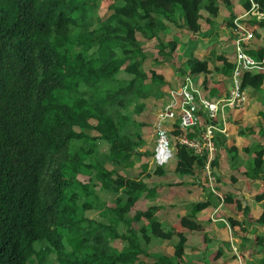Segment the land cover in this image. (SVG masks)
I'll return each mask as SVG.
<instances>
[{
	"label": "trees",
	"instance_id": "16d2710c",
	"mask_svg": "<svg viewBox=\"0 0 264 264\" xmlns=\"http://www.w3.org/2000/svg\"><path fill=\"white\" fill-rule=\"evenodd\" d=\"M253 1L264 12V0ZM97 7L96 0H0V264L49 263L46 257L52 253L57 259L64 255L66 264H104V259L111 264H238L236 254L246 264H264V190L253 196L261 206L253 215L244 201L225 191L230 181H218L212 188L205 178L201 183L205 198H196L185 207L178 224L189 231L213 226L209 217L220 204L215 218L223 217L221 211L234 205L231 213L240 215L242 223L228 219L230 238L226 225L215 223L216 228L205 232L206 243L192 249L190 257L164 213L144 216L143 201L161 210V188L184 182H154L169 169L153 164V148L145 147L141 130L145 123L137 120L150 105L149 96L157 100L167 96L186 77L211 101L226 96L220 81L227 89L231 84L234 41L231 34L218 40L217 18H225L231 28L233 19L250 7V0H112L109 13L101 17ZM240 21L258 25L244 50L261 60L264 19L248 15ZM199 38L204 39L202 47L196 46ZM216 42L218 46L210 48ZM65 48L68 56L62 55ZM205 48L210 49L203 56L195 52ZM179 51L185 62L184 68H177L176 84L158 80L145 70L149 59L161 64ZM57 66L71 69L60 73ZM240 80L243 89L263 83L251 88L264 108V71L241 70ZM165 103L156 102L155 107L160 110ZM258 114L264 119V110ZM197 115L196 123L182 132L179 116L168 120L170 127H177L169 133L173 146V134L198 137L209 116L203 107ZM216 123L221 126L220 119ZM257 126L247 129V144L241 150L226 146L224 134L214 136L216 146L226 151L229 166L249 184L264 183L256 171H264V124ZM175 145L184 148L197 170L203 169L207 152L198 154ZM96 155L106 166L100 187L111 191L110 204L92 196L89 185L79 178L87 175L91 181L89 167ZM176 155L179 158L180 152ZM209 165L217 181L218 155ZM175 174L182 177L186 172L178 169ZM186 201L185 196L180 204ZM101 208L107 213L98 224L106 231L118 233L116 228L124 227L113 238L118 243L105 245L101 236L92 234V219L77 218ZM203 209L208 210L201 213ZM161 221L169 228L164 229ZM156 224L161 228L157 233L153 230ZM152 237L168 238L172 250L154 249ZM173 237L177 241L172 243Z\"/></svg>",
	"mask_w": 264,
	"mask_h": 264
},
{
	"label": "rangeland",
	"instance_id": "374dc122",
	"mask_svg": "<svg viewBox=\"0 0 264 264\" xmlns=\"http://www.w3.org/2000/svg\"><path fill=\"white\" fill-rule=\"evenodd\" d=\"M96 1L98 2V7H97L98 16H100V17L101 16H106L109 13L108 12V10H109L108 6L112 2V0H96ZM160 1L161 2H166V3L169 2V0H160ZM241 1L243 3V0H241ZM247 5L248 4H246V2H244V6L246 7ZM244 10H245V8H244ZM88 17L90 18L91 16H88ZM217 27H218V34H219L218 40H220L219 38L223 39L226 36H229L230 34L232 35L231 28L228 27L226 25V23H225V18H222V17L217 18ZM253 28H257V27H253ZM129 36L132 38L133 33H129ZM193 38L196 39V37H194V36H193ZM201 40L204 41V39H201ZM201 40H200V38L198 39L197 44H196L197 47L204 46L201 43L202 42ZM186 46H187V48L189 47L188 45H186ZM186 46L184 48H186ZM216 46H218V43H217V45H210V48H215ZM210 48H205V49H202V50H199V51L196 50L195 52H197L198 56H200V55L203 56L204 52L207 49H210ZM62 55H64V56H68L69 55V51H68L67 48L63 49ZM183 55L184 54L182 52H180L179 55H176V57H174L172 60L171 59H169V60L164 59L163 61H160L161 64H154L153 61L149 59L147 61V64L144 65L145 70L152 72L153 75L155 76V78H157L158 80H166V81H169V82H172V83L176 84L177 83V76H178L177 75L178 74L177 73V68L178 67L184 68L183 65H184V62H185V56H183ZM158 58L162 59V57H158ZM70 69L71 68L69 66H57L56 67V70L58 72H60V73H67L68 71H70ZM111 76H112V78H114L115 77V72H112ZM246 95H248L247 91H246ZM251 95H252V97L257 98L259 94H257V92L254 90V92L251 93ZM252 97H251V100L249 99L248 104L250 102L251 103L254 102ZM247 98H249V97L247 96ZM163 100H166V96H163L159 100L155 99V97H153V96H149L147 101L149 102L150 105L147 106V108L144 109V111L138 116V119H137L138 121L143 120L144 123H145V126L141 130H142V133H143V135H144V137L146 139L145 140L146 141L145 147L148 148V149L154 148V144H155V142H154L155 141V128L153 126V117H155L156 114L158 115V113L160 111V110H158V108L155 107V104H156V102L158 104H160V102L163 101ZM257 109L258 110H264L263 105H261L260 103L258 105V104H256L254 102V104H252V107L249 109V111H252V114H250V115L252 117L251 118L252 126L254 128L258 127L257 125H258L259 122L261 124L262 123L264 124V119H262V116L260 114L256 113ZM240 110L241 109H235L234 111L239 112ZM113 115L115 116L116 114L114 113ZM257 120H259L258 123H257ZM135 124L136 123H134V125ZM171 127H172L171 128V133H173L177 129V127L176 126H171ZM234 128L235 129L233 131L236 130V127H234ZM226 133L228 134V130H226ZM234 133H236V132H234ZM219 134H223V133H219ZM173 136H174V138L175 137L177 138L178 135H174L173 134ZM174 142H176L175 139H174L173 143ZM175 144L173 146V144L171 142V147H173V150H174L175 154H176V151H178V152H180L179 159H186L184 148H181V147L176 148ZM102 146H103V147H101L102 150L105 151L107 145L104 144ZM218 149H219V147H217V150L215 151L216 152L215 154L218 155V158H219V160H221V164H222V166H220V169H219V165H218V169H217V172L220 175V177L222 178L223 176L225 177V175H226L227 176L226 177L227 180H228V178H230V179L231 178H235V180H237V178H242L235 170L231 171L232 168L230 166H226L225 158L227 157V154L225 152H223V154H222V152H221V154H222L221 155L220 152L218 151ZM95 154H97V151H95ZM175 157H173L169 161V163L165 164L164 167H166L167 169L171 170L173 168L175 162H176V158ZM94 159H96V160L93 163V166L89 167L90 172L92 174L91 181H89V178H88L87 175H84V176L81 175V176H79V178L82 181H85L89 185V187L91 188L90 193L92 194V196H94V197H96L98 199H101V200H106L108 202V204H110V198H111V193L110 192L111 191L110 190L109 191L108 190L107 191L102 190L101 187H100V185L104 182V180L106 178V174H107L106 169H105L106 166H103V164L100 163L97 160L98 159L97 155H96V157H94ZM179 159L177 160V168L179 170L182 169L184 172L188 173L189 170H191L192 166L196 165L194 163L190 167V163H189V165L183 164ZM152 167H153V165H150L149 170H151ZM169 170H168V174H166V176L164 178H160V179L164 180L165 183H167L169 181L170 182L171 181L174 182L175 180L176 181H181V180L185 179V176L179 177V175H177V174L174 175V173L173 172L171 173V171H169ZM256 171L259 173V176L262 179H264V171L263 170H259V169H256ZM199 173H203V178L204 179L206 178L207 183L210 184L211 186L210 185L209 186L212 187V188L218 182V180H217V181H212L210 183L208 181L203 169L201 171H199ZM231 174H236V176H238V177H235V176H233ZM221 178H219V180H221ZM215 180H216V178H215ZM156 181H159V179L155 178L154 182H156ZM218 183H220V182H218ZM229 183H230L229 185L231 187L239 188V190L242 192L243 197L241 198V201H244L245 205H247L248 203H251V202L254 201V199H253L254 195H252L253 194L252 193L253 190H254V192H260V191H262L264 189V183L262 181L253 183V187L250 186L251 184H248L245 181L243 183H241V182H238V181L230 180ZM180 187L181 186H179V190H182ZM250 187H252L253 190H251ZM168 189H169V187H168ZM199 189H201V187H199ZM227 189H229V188H227ZM202 191L203 190L201 189L200 193ZM250 191H252V192L250 193ZM203 192H204V194H206L205 191H203ZM176 193H178V192H176ZM234 208H235L234 205H230L229 208H224V210L228 211V212L226 211L227 214H225V217L226 218H231V220H233L234 222H239L240 221L239 217H236L235 219H233V216H228V214H232L231 211H235ZM156 212H157V208L156 207L147 208L144 211V216L150 218ZM106 213H107V209L106 208L93 209V210H90V211L88 210V211H86V213H83V214L80 213V215H78L77 218H82V217H86L87 216L88 218L92 219V223H91V228L93 229L92 234L95 235V236H101L102 241H103V243L105 245H108L110 243H112V244L113 243H118L117 242L118 240H114L113 238L115 236H119L121 231L124 230V227L121 225V226L118 227V229L116 228L118 233H116V232L112 233V232L106 231L104 227H102V226H100L98 224L100 222V220H104V217H105ZM234 214H232V215H234ZM163 217L164 218H169V217H172V214L169 213L167 215H163ZM240 218L242 219V217H240ZM222 221L223 222L227 221V223L229 224L228 220H226V219L225 220L221 219L219 222H222ZM82 227H84V226H82ZM180 227L177 226V225L176 226L174 225V229L173 228H171V229L175 230L176 231L175 233L178 234L184 241H186V235H185L184 231L187 232L189 230L186 229V228H182V227H181L182 228L181 229ZM163 228L164 229H168L169 228L168 224L164 223L163 224ZM153 230L157 233L158 231L160 232L161 228H159L157 226V224H156L154 226ZM189 234H192V233H190V231H189ZM165 239H168V238H165ZM189 239L190 240H193V239L196 240V236L195 235H191V236H189ZM161 240H164V239H161L159 237L154 239V237H152V239H151L152 247H155L156 250L171 251L172 248H171L170 245H168L167 240H164V242L166 241V244H167L168 247H165L164 243H159ZM117 245H119V244H117ZM232 249H233V247H232ZM77 255L80 256L81 258L83 257L82 254H77ZM46 258L49 261H51V262L48 263V262L44 261L43 262L44 264H54V263L66 264V260H65V256L64 255H61V257L59 259H57L55 254L52 253V254L48 255ZM103 263L104 264H111L112 262L110 260H105L104 259ZM33 264H38V262L35 261Z\"/></svg>",
	"mask_w": 264,
	"mask_h": 264
},
{
	"label": "built area",
	"instance_id": "2783aa9c",
	"mask_svg": "<svg viewBox=\"0 0 264 264\" xmlns=\"http://www.w3.org/2000/svg\"><path fill=\"white\" fill-rule=\"evenodd\" d=\"M257 7V4L253 0H250V7L246 9L241 16L233 19L231 32L234 41V66L229 92L224 98L211 101L203 97L199 90L194 86L190 77H186L182 84L169 91L166 96L164 107L160 109L156 116L155 144L152 155L154 165H165L176 156L173 147H171L169 133L171 132L172 127L168 125V120L179 116V129L182 132L183 128L196 123L198 116L200 117V115H197V112L200 107H203L207 110L209 120L206 126L200 131L198 137L187 139L185 135L181 133L174 139L177 144L187 146L198 154L207 152L208 160L205 163L203 170L210 183L215 181V178L211 173L209 162L215 156V151L217 150V146L214 142L215 133L226 134L224 125L225 109L241 108L248 102L246 91L241 86V70L250 71L256 69L258 71H264V57L261 60H255L244 50V46L248 45L254 37V28L240 21L248 15L255 17L257 20L264 19V12H259ZM218 119L221 120V126L216 123ZM236 256L238 264H246L240 255L236 254Z\"/></svg>",
	"mask_w": 264,
	"mask_h": 264
},
{
	"label": "crops",
	"instance_id": "0c3cea01",
	"mask_svg": "<svg viewBox=\"0 0 264 264\" xmlns=\"http://www.w3.org/2000/svg\"><path fill=\"white\" fill-rule=\"evenodd\" d=\"M252 27H254V26H252ZM257 27H258V25H257ZM254 30H256V29L254 28ZM261 83L259 85H261ZM259 85L257 84V82H255V83H253V84H251L249 86L255 88V87H258ZM220 87H221V91L227 95L228 92H229L230 86L227 89L224 86V83L222 81H220ZM251 87L245 88V91H247V93H248L247 96L249 97L248 98V102H249V99L251 100V97H252L251 93L254 92V89H252ZM252 99L254 100V102L256 104L259 105V102L256 101L257 98L252 97ZM248 102L242 108H238V109H241L239 112L234 111L235 109H230V110L227 109V108L225 109V113H224V125H225V129L228 130V134L227 133L224 134V136L226 137V140H225L226 146H229L230 147V146L233 145V146L237 147L238 150H241L242 147L247 144L246 143V140H247L246 139V136H249V134L247 132V129L252 125V120H251L252 117L250 115V114H252V111H249V109L252 107V104H254V102L253 103L250 102L249 104H248ZM256 113H258V109L256 110ZM234 127H236V130L235 131H233L235 129ZM241 130L243 132H246L247 134L244 133L243 136L240 135V132L239 131H241ZM234 132H236V133H234ZM218 151L220 152V154H221V152H222V154H223V152L226 153V151L224 149H221L220 147H219ZM238 156H239V160L242 159V156H241L240 153H239ZM178 159L179 158L176 159V162H175L173 168L171 170H169V171H171V173L173 172L174 175H175V171L178 170V168H177V160ZM179 160L183 164L189 165V163H190V167L192 166V164L195 163V161L193 159H191L190 157H186V159H179ZM218 164H219V169H220V166H222V164H221V160H219V158H218ZM225 164H226V166H229V164H230V160H229L228 155L225 158ZM232 170H235V169L232 168L231 171ZM199 171L200 170H197L196 167H195V165H194V166H192L191 170H189L188 173L186 172V174L184 175L185 176V179L184 180H181L182 182H184L183 185L180 187L182 190H179V186L180 185L179 186L171 185V187H169V189H168V186L167 185H164V187L161 188L160 193H158L159 196L161 195V199H162V201L160 202V204L163 205V208L161 210L157 206H155V205L147 204V202H145V201H143V203H142V208H143V205H144V209L143 210L145 211L147 208L156 207L157 208V212L154 215H156V214H158L160 212L161 213H164L166 215L168 213H170V214H172V217L164 218V219L170 224V227L171 228L174 229V225L175 226L177 225V226L180 227L181 225L178 224L177 217L180 215L181 212H183V210L185 209V207L187 209L188 206L190 205V203L192 201H195L196 198H198V200H200V199L205 198V196H206V194H204V192H203L204 189L201 187L202 184H203V180H204L203 173H199ZM231 175H233L235 177H238V176H236V174H231ZM226 177L227 176L225 175V177L223 176L221 178L220 175H219V178H221V180H219V179H217V180L219 182H225V183H228L230 180H234V178H231V179L228 178V180H227ZM163 181L164 180L159 179V182H161V184H163ZM235 181H238V182H241V183H243L244 181L247 182L245 179H242V178H237V180H235ZM156 182H158V181H156ZM171 182H173V181H171ZM250 186L253 187V184H251ZM199 187H201V189L203 190L201 193H200L201 189H199ZM252 187H250L251 190H253ZM227 188H229V189H227ZM225 191H227V193L229 195L232 194L233 196H235L238 199H241L243 197V194L239 190V188H234V187H231L230 185H228L226 187ZM176 192H178V193H176ZM251 192L252 191H250V193ZM252 193H253L252 195H254V194L258 193V192H254V190H253ZM216 194L221 197V195H220L219 192H216ZM185 196L188 198V201L184 202V204L186 203V205H182V204H180V202H181V199L184 198ZM254 204L255 205L252 206L251 203H248L247 206L250 208V211L252 212V214L253 215H256L260 211L261 206L256 201H254ZM245 207H246V205H245ZM221 209H222V206L220 204L210 214V217L209 218L212 220L213 226H209L208 225V226L203 227L202 230L190 231V233H192V234H189V231H187V232L184 231L185 232V235H186V241H184L178 234L175 233L177 236H179L183 240V242H185L186 246L188 247L189 250H187V255L189 257L192 254H194V251L195 250H197L200 246H202V245H204L206 243L207 237H206L205 232L206 233L207 232H210V231H212L214 229V227L216 228L215 223L219 222L221 219H223V220H225V219L226 220L231 219V218H226L225 217V214H227L226 213L227 210L221 211L222 214L224 215L223 217L221 216L219 218H215L214 217L215 216L214 214L216 212L220 211ZM206 210H208V209H206ZM206 210L203 209L200 212L201 213H204ZM232 214H228V216H233V219H235L236 217H239L240 221L239 222H236L235 224H238L239 223L238 225H240L242 223V220H241L240 216L239 215L238 216L237 215H232ZM225 222L222 221L221 223L223 225H226V234L230 238L231 237L230 228L228 226L227 221H225ZM164 223L165 222H162L161 221L162 226H163ZM191 235H195L196 236V240L195 239L190 240L189 239V236H191ZM171 240H172L171 241L172 243L177 241L176 240V237H173V239H171ZM167 242H168V240H167ZM159 243H164L165 244V247H168L167 244H166V241L164 242V240H161ZM168 245H170V244H168ZM170 246L172 248V245H170ZM153 248L155 249V247H153ZM231 248H232V245H231ZM192 249H195V250L192 251ZM233 258H235V256ZM236 258H237V256H236Z\"/></svg>",
	"mask_w": 264,
	"mask_h": 264
}]
</instances>
